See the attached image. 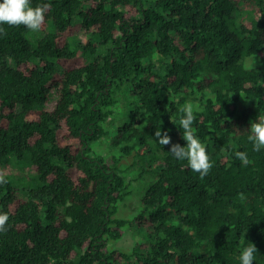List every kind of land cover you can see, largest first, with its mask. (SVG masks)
Wrapping results in <instances>:
<instances>
[{
	"label": "trees",
	"instance_id": "1",
	"mask_svg": "<svg viewBox=\"0 0 264 264\" xmlns=\"http://www.w3.org/2000/svg\"><path fill=\"white\" fill-rule=\"evenodd\" d=\"M44 3L36 46L0 25V166L27 158L41 183L28 198L0 183V264H240L250 243L264 264V149L247 138L264 115V0H31ZM124 97L128 121L98 153ZM187 103L213 165L203 178L154 137L185 146ZM138 161L137 180L157 173L132 219L147 234L112 248Z\"/></svg>",
	"mask_w": 264,
	"mask_h": 264
},
{
	"label": "clouds",
	"instance_id": "2",
	"mask_svg": "<svg viewBox=\"0 0 264 264\" xmlns=\"http://www.w3.org/2000/svg\"><path fill=\"white\" fill-rule=\"evenodd\" d=\"M50 8V4L44 3L32 6L31 0H0V25H8L9 27L24 26L32 32L41 30L45 22V14ZM0 34H6L5 29L0 27ZM259 58H251V66L257 62ZM242 97V96H241ZM183 115L180 118V127L183 129L182 139L186 142L185 146L178 143H172L171 137L167 131L161 132L156 130L154 137L162 146L171 145L170 153L180 161H186L191 171L199 173L200 177L206 176L212 168L210 157L207 153L206 146L196 136L192 127L196 117L194 108L191 103H187L181 108ZM248 141L253 145V150L259 152L264 149V115L256 117L251 122L248 129ZM235 157L247 166L251 161L248 159L246 152L237 151ZM0 183H5L3 176H0ZM241 200H244L243 193L239 194ZM9 219L7 213H0V233L7 231L6 224ZM258 252L255 244L250 243L243 248L240 253V264H253L255 253Z\"/></svg>",
	"mask_w": 264,
	"mask_h": 264
},
{
	"label": "rangeland",
	"instance_id": "3",
	"mask_svg": "<svg viewBox=\"0 0 264 264\" xmlns=\"http://www.w3.org/2000/svg\"><path fill=\"white\" fill-rule=\"evenodd\" d=\"M48 32H55V28H53L52 24H49ZM44 35L45 32L43 31L32 32L28 30L26 32V38L32 46H36L37 40ZM248 64H251V60L248 62ZM254 65H257V62ZM121 103L122 107H119L115 110L113 116L114 118H111V120L105 124L110 130V134L108 135V138L104 139L96 147L98 153L100 152L106 154L109 152L110 141L112 139L116 140L118 138V128L128 121V114L131 112V101L130 99L125 100L124 97ZM129 164V162H126V165L124 166H129ZM141 165V162L138 161L133 167H129L130 169L127 171L126 179L131 182L133 193L127 199V201L120 206L118 215L130 220V223L126 229L125 237L118 242H111L110 245L112 248L117 247L127 251L131 250L136 245V243H142L145 240L147 231L139 229L135 223H132V219L134 218V214L141 208V197L151 184V181H153V178L151 177L155 178L157 173L156 171L151 172V174H147L143 179L137 180L136 177ZM0 176L11 179L18 191L19 196L22 198H28L33 193V191L41 186V183L37 179L36 173L33 171V168L31 167L27 158L19 161L17 159L13 160L9 165H1Z\"/></svg>",
	"mask_w": 264,
	"mask_h": 264
}]
</instances>
